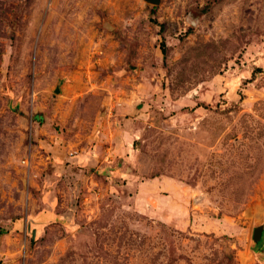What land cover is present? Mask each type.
Wrapping results in <instances>:
<instances>
[{"label": "rangeland", "instance_id": "obj_1", "mask_svg": "<svg viewBox=\"0 0 264 264\" xmlns=\"http://www.w3.org/2000/svg\"><path fill=\"white\" fill-rule=\"evenodd\" d=\"M262 222L264 0H0V264H264Z\"/></svg>", "mask_w": 264, "mask_h": 264}, {"label": "water", "instance_id": "obj_2", "mask_svg": "<svg viewBox=\"0 0 264 264\" xmlns=\"http://www.w3.org/2000/svg\"><path fill=\"white\" fill-rule=\"evenodd\" d=\"M147 1H149L151 3L159 2V0H147ZM61 83H62V80L58 81L55 89L53 90L55 93H60V85H61ZM32 222H33V220L29 219V221H28V230L31 231L32 238L34 239V234H35L36 229L30 227ZM263 231H264V222H262L259 225L254 227L252 239H253V242H254L255 245L261 240V236H262ZM259 250L263 251L264 248H259Z\"/></svg>", "mask_w": 264, "mask_h": 264}, {"label": "flooded vegetation", "instance_id": "obj_3", "mask_svg": "<svg viewBox=\"0 0 264 264\" xmlns=\"http://www.w3.org/2000/svg\"><path fill=\"white\" fill-rule=\"evenodd\" d=\"M263 235V234H262ZM262 236H261V240L256 244V249L259 248V247H262L264 246V243H262Z\"/></svg>", "mask_w": 264, "mask_h": 264}, {"label": "trees", "instance_id": "obj_4", "mask_svg": "<svg viewBox=\"0 0 264 264\" xmlns=\"http://www.w3.org/2000/svg\"><path fill=\"white\" fill-rule=\"evenodd\" d=\"M162 50H163V52H164V47H163ZM36 117H37V119H40V115H36ZM1 233H5V232H4V231H0V234H1ZM257 250H258V249H257ZM257 250H253L254 253H255V256H257V252H256Z\"/></svg>", "mask_w": 264, "mask_h": 264}, {"label": "crops", "instance_id": "obj_5", "mask_svg": "<svg viewBox=\"0 0 264 264\" xmlns=\"http://www.w3.org/2000/svg\"><path fill=\"white\" fill-rule=\"evenodd\" d=\"M92 155H94V154H92ZM110 171H111V169H109ZM39 216H37V218H38ZM38 223H40V222H38ZM41 223H44V222H41ZM262 243H264V238H263V240H262ZM262 247H264V246H262ZM259 248H261V247H259ZM259 248H257V249H259Z\"/></svg>", "mask_w": 264, "mask_h": 264}]
</instances>
